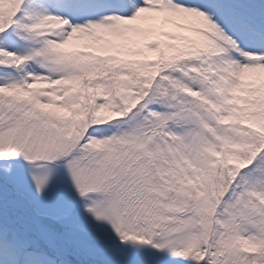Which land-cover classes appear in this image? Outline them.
<instances>
[{"label":"snow or ice","instance_id":"1","mask_svg":"<svg viewBox=\"0 0 264 264\" xmlns=\"http://www.w3.org/2000/svg\"><path fill=\"white\" fill-rule=\"evenodd\" d=\"M0 264H264V0H0Z\"/></svg>","mask_w":264,"mask_h":264}]
</instances>
